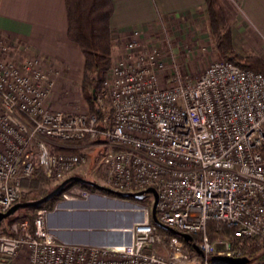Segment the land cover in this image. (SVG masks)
Segmentation results:
<instances>
[{"label": "built area", "instance_id": "obj_1", "mask_svg": "<svg viewBox=\"0 0 264 264\" xmlns=\"http://www.w3.org/2000/svg\"><path fill=\"white\" fill-rule=\"evenodd\" d=\"M140 38L133 30L106 69L94 94L100 121L52 108L54 79L42 57L0 38V212L37 169L54 184L82 167L79 176L96 172L114 192L157 194L122 228L128 242L86 245L58 238L48 215L70 199L109 194L70 185L31 221L0 227V264L21 252L28 264H211V255L245 256L243 240L264 239V73L217 58L196 77L167 75L162 48ZM95 145L107 150L91 165ZM153 211L198 240L165 238ZM209 222L230 232L212 240Z\"/></svg>", "mask_w": 264, "mask_h": 264}, {"label": "crops", "instance_id": "obj_2", "mask_svg": "<svg viewBox=\"0 0 264 264\" xmlns=\"http://www.w3.org/2000/svg\"><path fill=\"white\" fill-rule=\"evenodd\" d=\"M216 2L231 29L236 50L239 34H246L251 42H264V0ZM112 5L109 27L114 48L133 30L140 32L144 42L146 35L156 29H176L174 34L180 29L182 33L183 29H211L205 0H112ZM67 25L65 0H0V38L16 49L26 47L31 54L64 63L71 76L79 80L84 72V57L78 45L68 38ZM85 200L89 203L96 199ZM80 205L78 199L61 203L48 215V226L64 241L103 245L94 242L91 232H105V222H96L90 215L70 216ZM92 208L87 206V210ZM8 264H28L25 253L12 257Z\"/></svg>", "mask_w": 264, "mask_h": 264}, {"label": "rangeland", "instance_id": "obj_3", "mask_svg": "<svg viewBox=\"0 0 264 264\" xmlns=\"http://www.w3.org/2000/svg\"><path fill=\"white\" fill-rule=\"evenodd\" d=\"M175 30L176 29L152 30L146 35L144 42L142 41L144 45L153 42L162 48L165 56V74L177 73L182 78L196 77L212 59L224 58L216 49L212 29H196V32L190 29H183V33L180 29L178 33L174 34ZM128 39L129 38H125L124 41L117 42L116 45L114 43L116 46L115 48L110 42V63L114 61L118 50ZM236 42L239 48L238 50L234 48L231 37L232 47L239 54L243 56L257 55L264 58V42H251L246 34H239L236 38ZM41 59L44 61L45 67L54 79V87L49 97V103L52 108H61L73 112H89V104L85 100L81 90L82 75L84 72H82L81 79L75 80L71 76L68 66L64 63L51 59ZM105 72L106 70L97 75V82L94 87L97 93L100 90L101 80ZM160 83L163 84L164 82L162 83V80H160ZM94 93L93 89V97ZM106 150V146L95 145L92 147V149L87 152L91 160V165H93L94 161L104 154ZM81 170L82 167L77 168L74 174L79 175ZM84 176L86 179L95 182L101 181V175L96 172L91 173L88 170L87 174ZM35 177L36 176L25 181L23 196L30 193L32 181ZM42 186L50 191L55 184L47 180ZM74 190L80 191L77 187H75ZM90 197L96 200L87 203L85 199ZM85 199H78V201H81V207L80 209L75 208L77 210L74 209V211L70 212V216L82 217L90 215L96 222H105V232L104 230H94L91 232V236L95 238L93 239L94 242H99L103 245L117 246L129 241L128 232L123 231L122 228H128L132 222L140 220L142 214H144V211L142 213V206L145 204H152L153 197L150 192H147L140 200L132 198L121 199L109 195L104 196L102 192H97L92 195L90 194ZM88 205L89 207H93L91 209L92 211L87 210ZM36 212L37 211H34V209H18L12 215L3 219L0 222V227L6 229L9 223L20 218H26L30 221ZM158 232L165 238L173 234L171 231L164 228L158 229ZM174 234L179 235L184 240L191 239L190 234L178 230H176Z\"/></svg>", "mask_w": 264, "mask_h": 264}, {"label": "trees", "instance_id": "obj_4", "mask_svg": "<svg viewBox=\"0 0 264 264\" xmlns=\"http://www.w3.org/2000/svg\"><path fill=\"white\" fill-rule=\"evenodd\" d=\"M205 2L208 8L210 25L218 53L242 68L254 69L264 73L263 57L257 55L243 56L233 49L230 28L216 0H205ZM65 4L68 23L67 36L78 45L84 56V74L81 82L82 94L89 104V113L95 115L98 121H100L102 114L95 98L92 96V90L94 89V94H96L94 87L97 82V75L105 71L110 65L111 41L109 19L113 11L112 0H65ZM34 176L36 177L32 181L30 193L22 196L18 202L35 200L49 192L42 186L49 179L38 169L31 178ZM73 184L82 185L91 191L97 190L94 187L78 182H70L65 188ZM103 192L113 197L122 198L115 193ZM59 195L60 193L38 207L28 209L37 211L42 208H49ZM158 229H162V227L158 226ZM207 232L209 238L213 240L218 236L229 233L230 230L222 228L217 223L209 222ZM191 238L195 241L198 240L197 236H192ZM241 247L244 250V255L250 261L264 258V239L256 237L245 239L242 241Z\"/></svg>", "mask_w": 264, "mask_h": 264}, {"label": "water", "instance_id": "obj_5", "mask_svg": "<svg viewBox=\"0 0 264 264\" xmlns=\"http://www.w3.org/2000/svg\"><path fill=\"white\" fill-rule=\"evenodd\" d=\"M70 182H78L80 184H85V185H89L91 187H94L97 190H103L106 192L115 193V194L121 196L122 197L121 199L132 198V199L140 200L144 196V194L147 192H151L153 194L155 200L157 197L156 191L152 187L146 188V189L139 191V192H114V191L110 190L109 188L104 187L101 184H99L93 180L86 179V178L79 176V175H70V176L66 177L65 179H63L61 182H59L54 188H52L49 192H47L42 197L35 199V200L15 203L6 211L0 212V222L3 219L12 215L18 209L33 208V207H38V206L44 204L45 202H47L48 200H50L54 196L61 193L64 190L65 186ZM154 205H155V203H154ZM154 205H153V209H154ZM153 220L160 227L167 229V230L171 231L172 233H174L176 231V230L158 222L157 219L155 218L154 211H153ZM195 249L199 252L197 247H195ZM209 260H210L211 264H247L248 262H250V259L247 256L229 257V256H225V255H211Z\"/></svg>", "mask_w": 264, "mask_h": 264}]
</instances>
